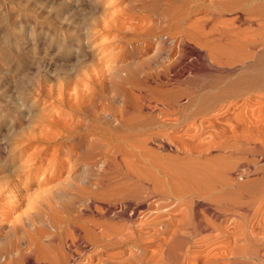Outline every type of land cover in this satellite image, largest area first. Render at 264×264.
<instances>
[{
    "label": "rangeland",
    "instance_id": "1",
    "mask_svg": "<svg viewBox=\"0 0 264 264\" xmlns=\"http://www.w3.org/2000/svg\"><path fill=\"white\" fill-rule=\"evenodd\" d=\"M228 13L211 9L199 0H0V264H21L10 255L16 250L26 252L33 233L42 234L39 241L50 246L47 251L51 254L56 246H63L65 232L74 227H90L93 222L114 232L123 225L119 191L112 187L118 179L110 181L113 174L100 168H86V154L92 145H99L98 139L107 138L104 129L119 128L104 120L103 113L116 114L126 100L130 103L131 95L139 98L136 96L133 105H147L140 98L146 87L159 90L161 110L142 109L140 114L131 115H147L165 123L181 116L193 118L213 106L205 113L208 118L229 107L227 118L222 120L229 135L238 122L239 128L248 126L251 131L236 130L225 149L201 154L182 150L180 157H197L199 162L218 167L220 164L226 171L221 174L243 186L264 179V103L248 98H207L211 92L203 87L216 82L217 66L206 57L201 62L190 61L191 53L186 52L191 47L206 55L208 46L215 44L224 45L228 52L227 42L232 40L229 33L235 30L228 25L232 18ZM196 27L211 34L200 37L203 34L199 30V38L193 40ZM216 32L224 35L218 37ZM179 40H189L193 48L188 44L179 47ZM176 51L187 57L170 62ZM226 57L222 55V60ZM156 69L159 79L154 77ZM226 70L223 67L221 72ZM129 71L136 73V85L128 82ZM190 93L192 99L188 100L186 95ZM191 100L194 105H190ZM188 121L177 127L166 125L165 133L171 139L182 135L190 125ZM172 144L167 152L149 147L159 156L175 157ZM210 158H215V164ZM93 160L101 159L90 162ZM82 175L92 183L98 182V186L81 184L78 180ZM91 199L95 201L92 206L99 204L100 211L104 203L115 205L105 214L96 206H87ZM83 206L87 209L80 212ZM251 210L247 223L255 227L260 216L252 217ZM151 214H142L145 217L138 216L137 220L156 215ZM127 244L132 245L126 242L98 247L91 257L95 262L104 259L107 264H116L130 251ZM122 251L126 253L120 256Z\"/></svg>",
    "mask_w": 264,
    "mask_h": 264
},
{
    "label": "bare ground",
    "instance_id": "2",
    "mask_svg": "<svg viewBox=\"0 0 264 264\" xmlns=\"http://www.w3.org/2000/svg\"><path fill=\"white\" fill-rule=\"evenodd\" d=\"M199 1L205 2L208 7L215 8L218 12L232 14L228 25L230 24L235 29L229 33L232 40L229 43L227 42L228 39L226 40V47H229L228 52L224 50V45L221 46L222 49L220 44H215L218 46L206 47L207 54L202 55V52L194 51L191 47L188 48L190 45L193 48L189 40L187 42L179 40L177 44L179 47L188 44L186 52L191 53L189 55L190 61L200 60L201 62L206 57L217 66L216 69L218 70L215 71L218 74L215 76L216 82L208 83L203 87V89L211 92L207 93L206 97L210 99L227 97L232 100L248 98L246 100L253 99L264 103V0ZM220 26L225 25L220 24ZM197 29L192 31V39L193 37L199 38L197 31L200 28ZM199 33L203 34L200 36L202 37L209 32L205 34L200 30ZM223 35V32L217 34L218 37ZM196 45L200 46L198 43ZM177 52L173 58H170V62L187 57L186 53ZM225 54L226 60H222V55ZM158 58L156 57V61ZM223 67H226L227 72H221ZM135 74V72L129 71L127 74L129 83L137 81ZM154 77L159 79V70ZM144 84L148 86L146 83ZM146 88L142 89L145 90V94L139 97L144 102H148L145 103L147 105L140 108H138V104L133 105L132 102L136 101L137 95L135 97L131 95L129 99L131 106L126 100L125 105L116 114L103 113V115L105 114L102 115L104 120L110 121L113 128H119L104 129L107 138L98 139L99 145H92L87 150V154L85 153L86 159L89 160L86 168H100V171H104V173L113 174L110 175L111 177L109 176L110 181H113L114 178L118 179L117 181L114 180L116 184L112 183L114 184L112 187L119 191L117 198L121 203L119 212L122 214L121 222L123 225L118 226L114 232L107 229V226L98 225V223L96 225L93 222L92 225L90 223V227H85L86 225L73 226L72 230L69 229L68 233L65 232L67 237L65 236L66 240L63 246H56L53 254L48 252L50 251L48 244L40 243L42 234L37 230L39 234L33 233V236L30 233L28 236H33L32 239L29 238L32 241L28 242L30 243L26 248L28 252L22 253L19 250L14 253L10 252L11 258L13 257L21 264L24 262L27 264H107L108 260L105 261L104 259L95 262L91 254L94 253L95 255V250L98 247L103 249L107 246L131 242L132 245L127 244L130 251L125 252V257L122 255L125 254L123 253L125 250L122 253L119 252L122 256H119L121 259H118L117 262L115 261L116 264H264V179L257 178L248 186H243L235 179L221 174L225 168L221 167L220 164H217L218 167L211 164L207 165L206 162H199L197 157L193 159L187 158L186 155L180 157L183 153H180L182 150L189 153L200 152L201 154L204 153L203 151H210L211 149H225L229 137L236 130L240 129L239 131L242 133L251 130L247 128L248 126L243 125V128H239L241 124L238 122L235 129H230L233 134L229 135L228 128L222 121L227 118L229 107H226L221 113L218 112L220 110L218 109L216 115L208 118L205 113L212 110L213 106L207 112L205 110L198 112L193 118L181 116L164 121L165 123L147 115H131L130 112H139L140 114L142 109L152 112L161 110L159 108V90ZM124 92L129 93L126 90ZM191 95V93L187 94V99H192ZM193 102L195 101L191 100L190 105H194ZM187 120H189L190 125L186 124L188 126L182 135H177L171 139L165 133L166 128H168L166 125L177 127ZM196 124H198L197 127ZM251 125L253 126V124ZM171 143H174L172 146L174 145L177 154L175 157L172 155L165 156L166 154L159 156L155 153L156 151L151 149L153 147L159 152H167L170 150ZM149 144L153 146L150 148ZM97 157L101 160L90 162L91 159ZM213 159L215 158L211 160ZM180 160L181 162H179ZM213 161L215 164L216 161ZM91 170L94 169L91 168ZM224 172L226 173V171ZM86 176H80L78 181L81 184L96 187L98 182L92 183ZM94 202L91 199L86 203L87 206H92ZM161 202L166 203L162 206ZM100 203L102 202L100 201ZM105 204H103L101 211L106 214L112 208V204L115 205V202ZM251 205L255 206V209ZM87 206H83L80 212H85ZM250 207L253 209L251 208V210ZM250 210L251 212L254 210L252 213L250 212L252 217L260 216L259 223H256L255 227L254 224L248 225L249 222L247 223L248 217L246 216ZM151 213L156 215L150 216L152 218L137 220L138 216H142V214L147 216ZM25 234L24 236H27ZM43 234L45 238L46 234ZM17 247L19 249V246ZM52 247L54 246H51V250H53ZM88 253L90 256L88 255L89 257L86 256L84 259L83 257ZM30 254L35 258L31 259ZM115 256L113 255V258Z\"/></svg>",
    "mask_w": 264,
    "mask_h": 264
}]
</instances>
